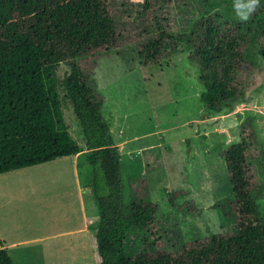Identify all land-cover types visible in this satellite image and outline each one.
I'll use <instances>...</instances> for the list:
<instances>
[{"label": "trees", "instance_id": "16d2710c", "mask_svg": "<svg viewBox=\"0 0 264 264\" xmlns=\"http://www.w3.org/2000/svg\"><path fill=\"white\" fill-rule=\"evenodd\" d=\"M170 1L196 9L198 17L187 30L173 33L165 26L159 11ZM214 3L141 0L121 11L143 39L137 52L142 65L156 64L179 45L188 50L202 87L199 101L210 111L225 102L243 103L253 83L244 52L253 38L264 39L263 0L254 11L249 0L247 19L227 18L212 10ZM116 46L108 0H0V173L83 153L96 215L94 264H264V218L256 203L263 194L264 146L249 120L241 124L239 140L220 152L235 203V232L164 251L157 245L156 204L136 195L124 211L119 153L102 120V96L91 73L96 59ZM258 54L264 60V42ZM63 100L87 151L67 131ZM131 227L142 231L137 251L125 247ZM0 264H12L1 243Z\"/></svg>", "mask_w": 264, "mask_h": 264}, {"label": "rangeland", "instance_id": "374dc122", "mask_svg": "<svg viewBox=\"0 0 264 264\" xmlns=\"http://www.w3.org/2000/svg\"><path fill=\"white\" fill-rule=\"evenodd\" d=\"M140 1L108 0L117 46L96 59L91 73L102 96V120L119 153L123 209L129 211L136 195L156 204L157 245L171 251L209 234L236 231L234 198L220 152L239 140L247 120L264 146V60L258 54L264 39L253 38L244 52L253 83L243 103L205 110L198 98L202 87L196 68L183 45L175 52L166 50L156 64L140 63L137 52L143 39L121 14L127 3ZM214 1L212 10L227 18L246 16L249 0ZM159 13L173 33L187 30L198 17L196 9L173 1ZM61 109L68 133L87 151L67 101ZM70 162L81 188V180L89 182L91 174L83 153L1 172L0 230L24 238L81 227V207L86 215L87 205L93 213L95 206L90 188L77 193ZM261 185L263 194L256 203L264 218V179ZM95 220L89 218L87 236L63 233L42 239L14 264H94ZM141 236L139 228L131 227L126 249L139 250Z\"/></svg>", "mask_w": 264, "mask_h": 264}, {"label": "crops", "instance_id": "0c3cea01", "mask_svg": "<svg viewBox=\"0 0 264 264\" xmlns=\"http://www.w3.org/2000/svg\"><path fill=\"white\" fill-rule=\"evenodd\" d=\"M71 156H73V155H71ZM69 166L71 167L72 175L74 177L77 193L79 194V191H81V192L87 191L90 188L89 184H88L89 182L85 181V180L84 181L81 180V182H82L81 185H83V186H81V188H80L79 187L80 184L78 185V179L76 178L77 173H76V170L74 167L75 166L74 163L70 162ZM84 212L86 213V215L83 214V210L81 207V214L83 217V224L81 227L77 226V227H73L70 229L62 230L60 232H55L52 234H46V235H42V236H32V237L29 236V237H24V238H20V237H18V238L14 237L13 238V237L9 236L7 233H5L4 231L0 230V243L2 245V248L5 249V251L7 252V254L9 255V257L11 259V263L14 264V260L20 258L19 256H21V259L23 258L24 254L27 251V248H29V250H30L31 245L39 243V241H41L42 239L47 238L46 240H49V239H51L52 236H55L58 234H63V233L64 234L67 233L68 235H75V234L82 233L85 236H87L88 231H89L88 224H87L89 221V218L90 219H96V215H95V212L93 213V211L91 210L90 205H87L86 209H84ZM27 253H28V251H27Z\"/></svg>", "mask_w": 264, "mask_h": 264}, {"label": "clouds", "instance_id": "9594fccd", "mask_svg": "<svg viewBox=\"0 0 264 264\" xmlns=\"http://www.w3.org/2000/svg\"><path fill=\"white\" fill-rule=\"evenodd\" d=\"M259 6V0H251V3L249 5V9L250 11H254L256 9V7ZM243 19H247V17H242Z\"/></svg>", "mask_w": 264, "mask_h": 264}]
</instances>
